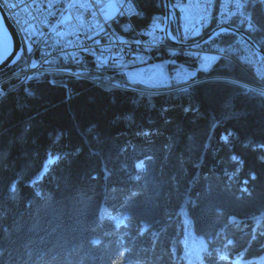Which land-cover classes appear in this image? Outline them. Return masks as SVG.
<instances>
[{"label": "trees", "instance_id": "trees-1", "mask_svg": "<svg viewBox=\"0 0 264 264\" xmlns=\"http://www.w3.org/2000/svg\"><path fill=\"white\" fill-rule=\"evenodd\" d=\"M133 1L138 28L165 16L163 0ZM251 8L264 49V1ZM172 27L195 40L175 11ZM166 57L200 81L0 86V264H264V94L244 85L261 79L224 57Z\"/></svg>", "mask_w": 264, "mask_h": 264}, {"label": "built area", "instance_id": "built-area-1", "mask_svg": "<svg viewBox=\"0 0 264 264\" xmlns=\"http://www.w3.org/2000/svg\"><path fill=\"white\" fill-rule=\"evenodd\" d=\"M256 1L174 0L182 16H187L191 26L196 27L195 35L212 33L210 37L207 34L209 38L202 45H189L191 42L183 41L184 48L174 49L176 52L211 50L218 58L244 62L246 69L251 65H262L264 69L256 49L232 30L234 37L230 38L226 28L228 25L236 27L230 25L235 22L251 31L258 30L251 8ZM117 2L118 12L111 17L105 13L107 0H0L11 22L18 26L23 45V65L10 78H20L23 82V77H31V73L48 72L45 65L51 61L59 62V56H66L67 60L76 61V69L80 71L101 73L105 64L111 65L113 74H106V83L134 84L144 88H167L175 81L183 82V88L194 85L186 82L192 78L187 65L172 59H153V63H144L152 74H139L131 69L126 73L116 72L132 64V59L152 56L164 40L162 16H154L147 27L138 29L133 21L140 11L138 4L133 0ZM244 85L264 94V88H257L256 84Z\"/></svg>", "mask_w": 264, "mask_h": 264}, {"label": "bare ground", "instance_id": "bare-ground-1", "mask_svg": "<svg viewBox=\"0 0 264 264\" xmlns=\"http://www.w3.org/2000/svg\"><path fill=\"white\" fill-rule=\"evenodd\" d=\"M108 1L109 0H107V3H108ZM113 1H115L117 3V5L119 4L117 2V0H113ZM258 1H260V0H258ZM163 2H164V0H163ZM164 7H165V4H164ZM170 7H171V24H172V12L173 11H175L179 15V17H180L181 20L183 18H187L188 21H190V23H192L191 20L187 16H182L183 14L176 8V6L174 4V0H170ZM155 16H157V15H155ZM159 16H161V15H159ZM152 18H151V20H152ZM149 23H148V25H149ZM12 24L16 28V30H17V32L19 34V37H20V30H19L18 26L14 22H12ZM134 25H135V23H134ZM148 25H146L145 27H147ZM230 25L236 26V27H232V28H234V30L232 29V31H234L236 33H238L236 30H241V31H244V32L247 33V30L248 29L246 27H244V25L237 26L238 24L235 23V22H232V24H230ZM164 26H166V23L165 22H164ZM135 27H136V25H135ZM145 27H141V28L136 27V28L142 29V28H145ZM228 27H231V26L228 25ZM183 30L186 31L185 28ZM195 30H196V27L193 26V28L189 29V31H186V32L192 33V35H194L196 37L195 40H188V39L182 40L178 36H174L178 41L181 42V45H179V46H176V45L175 46H172L174 44L169 43V41H168V39H167V37L165 35V27H164V34H163L164 35V40H163V43H162V45H161V47L159 49L153 51L152 56H143V59H132V64L125 65L124 69H117L116 72L117 73H122V72H125L126 73V71H128L127 69H131V70H134L135 72H138L139 73L140 72V69H141L143 71V73H145V74H152L151 70H149L147 67L144 66V63H153V59L154 60H157V61H161V59H166V60L167 59H172V60L178 61L177 58H173V57L168 58V57H166L167 56V54H166L167 51L170 52V53H172V54H178V55L184 54V55H187L189 57H192V58H194L196 60H198L200 58V56H202V55H204V56L205 55L218 56V54H216V52L211 51V50L179 51V52H176V49H174V48H178V47L179 48H184V46L186 45V44L183 45V41H189V42H191V44H195L196 43L195 46H199V45H202V43L205 42L206 39H208L212 35V33L209 32V33H207V34H209V37H208V35L206 34V32H203V34L201 36H197V35L194 34V31ZM184 31H183L184 35L187 36L189 33L186 35V33ZM227 31L230 32V34H228L229 37L230 36L231 37H234V35L231 34V30L229 28H227ZM172 32H173V30H172ZM238 35H240V34H238ZM214 38H216V37H214ZM166 40H167V42L169 44H166ZM223 41H226V40L223 39ZM230 43L231 42H226V44H229V45H230ZM21 44H22V42H21ZM6 52H7V50L5 48H3V45L0 43V59H2L5 56ZM52 58H53V56L50 59H52ZM262 61H263V59H262ZM19 62L22 63L21 66H20V67H22V65H23V45H22V56H21V60ZM19 62H17V63H19ZM84 62H86V60ZM237 63L241 64L242 66H245V63L244 62H237ZM263 63H264V61H263ZM13 66H11V67H13ZM42 66H44V65H42ZM20 67L18 69H16L15 71H18L20 69ZM250 67H251V69H253L255 71V73L257 74V76L259 77V79H261V83L263 84V87H264V69H263L262 65H251ZM44 68L48 69V72L31 73V77H23V82H22V80L20 78H10L14 74V72H13L12 75H9L6 78L0 79V86L3 83H5V82H8V81L10 82L11 79H13V80L15 79V80H18L17 81L18 84L14 87V89H15V88H17L20 85L26 84L27 82H29L32 79L40 78V77H42L44 75H49V74L54 73V72L70 73V74L76 75L78 77L89 76L92 80H93V78L94 79L96 78V79L100 80L101 82L103 81L105 83H106V79H107L105 77L106 74H113L112 66L109 65V64H105L104 65V67L101 69V73H98V72L93 73L91 71H80V70L76 69V61L67 60L66 59V56H59V62H53V61H51V62H49L48 65H45ZM53 68H55V69H53ZM50 69H53V71H51ZM154 71H157V70H154ZM188 73L192 76V78L190 77L191 80L188 79L186 82L187 83H194V84H196L198 81H192L193 78H194V75H195L196 71L188 69ZM124 76H125V74H124ZM131 79H135V78L132 77ZM176 83L182 84L183 82L175 81V82H173L172 86L167 87V88H163V87H160V88H144V87H139V86L134 85V84H125L124 85L122 83H109V85L110 86H113V87H118V88H121V89H129V90H135V91H141V92H149V93H156V92L158 93L160 91H179V90H183L184 89L183 86L182 87H179V86L177 87L176 86Z\"/></svg>", "mask_w": 264, "mask_h": 264}, {"label": "water", "instance_id": "water-1", "mask_svg": "<svg viewBox=\"0 0 264 264\" xmlns=\"http://www.w3.org/2000/svg\"><path fill=\"white\" fill-rule=\"evenodd\" d=\"M165 4V35L169 41V43L174 45H181V42L178 41L172 32V24H171V7L170 0H164ZM230 30H234L232 27L226 26ZM238 34H240L252 47H254L257 52L260 54L261 58L264 61V49L260 46V44L254 40L248 33L236 30ZM0 43L3 45V48L7 50L5 56L0 59V74L5 72L8 68L15 65L17 62L21 60L22 56V44L19 34L7 16L4 8L0 3ZM185 43H183L184 45ZM196 44V43H195ZM193 45V44H189Z\"/></svg>", "mask_w": 264, "mask_h": 264}, {"label": "rangeland", "instance_id": "rangeland-1", "mask_svg": "<svg viewBox=\"0 0 264 264\" xmlns=\"http://www.w3.org/2000/svg\"><path fill=\"white\" fill-rule=\"evenodd\" d=\"M117 12H118V5H117V3L115 2V1H113V0H109L108 1V3H107V9H106V15H109V16H111V17H114L116 14H117ZM164 17V16H163ZM164 22H165V17H164ZM181 25H182V29H184L185 28V30L186 31H189V29H191V28H193V26H191V23H190V21H188V19L187 18H183L182 20H181ZM165 27V26H164ZM172 30H173V27H172ZM184 31V30H183ZM182 31V32H183ZM186 31H184L186 34H188L189 32H186ZM174 34V33H173ZM175 36V35H174ZM166 44H169L168 42H167V40H166ZM171 45V44H170ZM172 46H175V45H172ZM176 46H179V45H176ZM167 55H169L170 54V52H167L166 53ZM216 58H218V57H215V59ZM196 60V59H195ZM214 61V59L213 60H211V59H207V58H202L201 60H200V62L198 63V68L199 69H203V70H206V69H208L209 67H210V65H211V63ZM54 73H58V72H54ZM140 73H143V71L140 69V72H139V74ZM13 74V73H12ZM11 74V75H12ZM52 74V73H51ZM77 74V73H76ZM69 75V74H68ZM72 76H75V77H77L76 75H72ZM8 77V76H7ZM4 78H6V77H4ZM78 78V77H77ZM84 79H89V80H92L90 77H86V78H84ZM218 79H220V78H218ZM222 80H226L225 78L223 79V78H221ZM11 80H13V79H11ZM10 80V81H11ZM191 80V79H190ZM209 80V79H208ZM92 81H95L94 79L92 80ZM200 81V80H199ZM198 81V82H199ZM95 82H97V81H95ZM98 83V82H97ZM176 84H178V86L179 87H182V86H184V84L182 83V84H180V83H176ZM257 88H261V87H257ZM262 88H264V87H262ZM185 89V88H184ZM160 92H163V91H160ZM165 92H167V91H165ZM157 93V92H156ZM159 93V92H158Z\"/></svg>", "mask_w": 264, "mask_h": 264}]
</instances>
